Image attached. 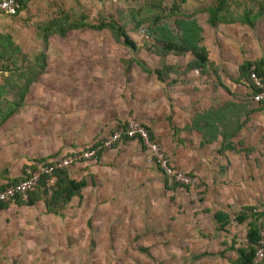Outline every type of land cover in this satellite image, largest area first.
I'll return each instance as SVG.
<instances>
[{
  "label": "rangeland",
  "instance_id": "rangeland-1",
  "mask_svg": "<svg viewBox=\"0 0 264 264\" xmlns=\"http://www.w3.org/2000/svg\"><path fill=\"white\" fill-rule=\"evenodd\" d=\"M19 1L21 9L17 15L0 16V101L17 103L0 124V181L3 178L4 183L18 178L14 167H20L22 174L28 163L63 155L66 146L73 148L69 131L73 132L79 124L69 123V115L78 117L84 113L85 121L95 110L104 113L101 119L105 126L97 121L101 138L75 143L74 150L97 142L123 123H107L115 109L113 86L110 80L108 84L98 79L111 71L117 77L121 64L126 69L145 70L146 61H156L151 69L160 68L166 79L170 77L168 72L177 76L195 68L200 72L211 69L216 94L220 80L226 86L233 82L248 87L238 67L245 61H264V0H225L219 15L221 21L212 26L207 23V8L214 7L217 0ZM243 11H248L250 24L238 19ZM98 24L103 27H89ZM110 24L118 26L135 43V48L123 45L122 37ZM182 34L190 37L194 50L205 54L206 63L194 66L191 49L178 52L163 46L166 42L186 45ZM164 58L166 64L162 62ZM157 79V84L163 80L159 76ZM186 79L176 85L164 83L162 97L167 107L141 105L128 114L129 118L149 129L144 120L147 113L159 118L167 109V117L173 112L180 117L191 110L188 119L184 118L183 130L187 132L204 106L198 104L199 100L205 103V95H212L213 88L200 84L198 94L203 99L187 95L188 102L182 105L180 90H184ZM112 80L122 84L120 79ZM24 84L26 88L19 101ZM154 87L158 90V85ZM225 88V93H230ZM135 89L140 90V85ZM123 92L127 93V86ZM73 106L81 109L73 110ZM257 118L250 124L255 128L264 122V117ZM169 125L174 129L171 142L178 140L183 151L188 148L197 152L203 146L193 138L196 149L193 148L190 136L176 139V127L171 126L172 121ZM246 127L248 134L256 132L254 127ZM130 140L122 139L119 147L115 143L104 152L110 153V157L101 163L100 156L95 163L71 162L64 169L66 176L76 181L83 179L85 185L68 201L53 195L54 188L47 191L37 185L29 197L42 196L45 214H56L62 219L68 206V230L29 231L28 236L3 231L0 246L6 251L0 252V264H193L197 251L213 247L216 238L223 235L216 231L228 230L213 225L209 210L202 208V198L196 192L197 180L192 188L177 184L160 171L137 141L132 144ZM159 147L174 169H182L175 161L189 160ZM24 151L34 154L24 155ZM88 169L90 172H85ZM217 242L222 245L221 240ZM204 261L201 264H207Z\"/></svg>",
  "mask_w": 264,
  "mask_h": 264
},
{
  "label": "crops",
  "instance_id": "crops-1",
  "mask_svg": "<svg viewBox=\"0 0 264 264\" xmlns=\"http://www.w3.org/2000/svg\"><path fill=\"white\" fill-rule=\"evenodd\" d=\"M207 58L209 59L208 56ZM166 59L167 58H164L162 60L164 64H166ZM155 62L156 61L151 63L146 61L145 64L147 67L145 66V70L131 67L126 69L123 67L125 64H121L122 66L118 69L119 74H117V77L112 76L113 71L109 72L108 76L105 74L103 77L98 76L101 82L105 81L108 83V80H110L114 91L112 108L115 109L114 112L110 113L111 115L109 114L107 119L109 121L107 123L110 121L111 125L114 122L124 123L130 119L128 114H130L134 108L141 105L144 108L147 106L153 107L155 105L157 107L160 105V108L167 107V102L162 97V90L165 89L164 83L166 82H171L176 85L181 83L180 81L182 79H188L184 82L186 83L184 90H180L182 92V105L188 102L187 95H192L200 99L201 95L198 94L200 92V84L213 88L212 95H209V97L205 95V103L200 102L198 99V104H204L205 106L201 107L202 113L199 111L200 116H195V110L192 112L196 117L192 122L199 119L198 122L201 126L204 124L205 120H210L209 118L219 115V119L216 122L210 120V122H213L210 127L213 128V132L210 131V134L206 137L208 141L204 142L203 146L199 148L200 150L196 149L194 139L201 142V133L191 128L187 129V132L183 130L184 118L188 119L187 114H190L191 110H189L187 114L185 113V115L182 114L180 117L174 116L176 114L175 112L171 113L170 117H167L169 112L167 113V109H164L166 113L161 114L159 118L153 114L148 115L147 113L144 120L149 127L151 138L156 142L158 141V145H162L168 154L174 153L179 157H189L187 162H182L180 160L175 161V165L181 167L197 180L199 186L196 192L200 194L202 198V208L209 210L212 224H217V227L228 230L216 231V233L220 232L218 234L223 235L219 237L217 234L219 239L216 238V244L209 250L197 251V257L193 264L204 263L205 259L207 264H236L241 259V253L247 252L250 246L247 240L249 223L256 224L255 214L251 211L249 212L247 208H257L264 204V122H262V119V123L256 128L250 125L251 121L258 120V116H260V118L264 117V115H262L264 114V104L253 103L250 100V89L245 83H237L234 85L233 82H231L232 86L229 85V87L226 86L228 84L220 80L222 87L219 86L220 91L218 90V93L215 94V78L213 79L214 70L210 69V71L204 70L200 72L198 70L199 68H195L189 70L187 73H180L177 76L168 72L170 77L166 79L165 76L167 75L163 76L160 68L151 69V67L155 65ZM154 70H158V74H156ZM151 71H153L154 74ZM125 76L128 78L127 80H125ZM158 76L163 78V80L162 82L159 81L160 83L157 84ZM112 79H120L121 81L119 82H122V84L119 85L117 83L118 81L115 82V80ZM228 79L230 80V78ZM204 81H206L205 84L203 83ZM136 85H140L141 89L137 91L135 89ZM155 85H158V90L155 89ZM125 86H127V93L123 92ZM224 87H226L225 89H228L230 93H225ZM193 90H196V92H192ZM158 99H160V101ZM72 109L79 110L81 106H73ZM246 111L250 113L248 123L245 117ZM82 114L84 113H79L78 117L69 115V123H76L79 125L72 130L73 132H71V130L69 131V139L73 141L74 146L73 148L66 146L64 149L65 153L74 151V149L77 148L75 147V143L81 144L85 140L98 139L102 132L97 126L98 120H100L102 127L105 126V122L101 119V115L104 113H99L98 110H95L89 114V119L87 118L85 121ZM242 114L244 115L242 116ZM120 118L126 119L121 121L119 120ZM171 121V126L174 125L177 131V136H175V138L181 140H184L188 136L192 139L194 138L191 146L195 148L197 152L195 150H193L194 152L190 151L188 148H185L186 151H183L179 144H177L178 140L176 143L171 142L172 133L174 131L173 127L170 128L169 125ZM188 124H190V122H188ZM93 125L96 126L94 129L92 127ZM247 125L250 128H255L256 132L253 135H251V133L248 134ZM211 135H214V137ZM104 137L105 135L103 138ZM121 141L122 139L118 142L117 147L121 145ZM136 141L135 139L130 140L132 144H135ZM137 142L139 143V141ZM69 144H71V142ZM24 145L23 143V146ZM140 148L142 150L144 149L141 145ZM105 151L107 150L100 151L99 163L110 157V153L106 154L104 153ZM29 152L30 151H24V153H22L24 155L34 154L33 152L27 154ZM145 152L147 153L146 150ZM13 169V172H16L15 175L19 177L21 174L19 172L20 167L18 169L14 167ZM176 169L182 170L180 168ZM85 172H90V170L88 169ZM1 180L2 182L0 181V185L5 182V179L2 178ZM22 202H26V200L15 198L3 203L4 206L0 208V236L3 231H15V233L23 232L24 236H28L29 231L68 230L67 226H69L70 223H68V218L65 217L66 215H71L69 210H67L68 206L66 208L67 213H65L61 219V216L57 218V216H55L56 214L44 213L42 196L33 198L32 204H23ZM201 218L204 217L201 216ZM237 218L241 220L237 221ZM58 219L63 220L64 223ZM8 233L11 234V232ZM217 240H221L222 245H220ZM3 251L5 252L6 249L4 246H0V252ZM262 264H264V260Z\"/></svg>",
  "mask_w": 264,
  "mask_h": 264
},
{
  "label": "built area",
  "instance_id": "built-area-1",
  "mask_svg": "<svg viewBox=\"0 0 264 264\" xmlns=\"http://www.w3.org/2000/svg\"><path fill=\"white\" fill-rule=\"evenodd\" d=\"M19 0H0V16H13L20 12ZM248 79L251 83L252 92L250 100L253 103L264 101V79L256 75L253 67L248 71ZM135 139L154 159L160 171L167 177L182 186L192 188L195 185V178L187 172L171 167L164 152L155 140L150 138L145 127L136 119H128L120 126H117L111 133L107 134L96 147L94 143L84 149L71 151L67 154L51 157L46 161L28 163L23 169L21 179L12 183H3L0 188V203H5L15 199L27 200L28 194L35 188L38 179L45 175V187L49 188L54 184L55 177L52 172L57 169L66 168L71 162L97 161V149L108 150L121 140V138ZM251 212L256 215L257 237L254 244V252L248 264H262L264 260V207L252 208Z\"/></svg>",
  "mask_w": 264,
  "mask_h": 264
},
{
  "label": "trees",
  "instance_id": "trees-1",
  "mask_svg": "<svg viewBox=\"0 0 264 264\" xmlns=\"http://www.w3.org/2000/svg\"><path fill=\"white\" fill-rule=\"evenodd\" d=\"M224 1L225 0H217V2H216L214 7L207 8V13H208L207 23L209 25L212 26V25L216 24L217 22L221 21L219 15H220L221 11L223 10ZM19 3H20V1H19ZM20 9H21V6H20ZM263 13H264V8H263ZM230 18L227 19V20H230ZM238 19L240 21L248 23V24H250L252 22L251 18H250V15L248 14V11H243V13L241 14V16L238 17ZM109 26H110V28L114 29L118 33L119 36L122 37V44L123 45H125L126 47H128L130 49H134L135 48V43L118 26H114L113 24H110ZM89 27L90 28H95V29H100V28L103 27V25H101V24L89 25ZM57 29H58V32L60 34L64 33L62 28L58 27ZM182 40L186 43V45H175L172 42H166V43H163V46H165L168 49H174V50H176L178 52L187 51L188 49L193 50L192 52H193V55L195 57L194 58V60H195L194 64H196L194 66H199L198 64H200V66H201V65H203L204 63L207 62L205 54L198 52L196 49L194 50V48L192 47V45L190 43V37L185 36V34H182ZM263 65H264L263 59H259V61L257 63L252 62V61H245L238 67L239 75H241V74L244 75L245 79H247V81H248V86H249V89H250V93L253 90L251 88V83H250V81L248 79L249 68L251 66H253V70L256 73V75L258 77H260L261 79H264V67H263ZM154 72L156 74H158V70H155ZM22 87L24 89L22 88L20 90L22 92L19 91L20 92L19 101H20V99L22 97L23 91L26 88V85L24 84V85H22ZM2 100L4 101V103H2L0 101V124L3 122V120L7 116H9V114H11V112L13 111L15 106L17 105L16 102L6 101L4 99H2ZM1 103L4 105L3 107L1 106ZM260 103L262 105V104H264V101H262ZM209 119L212 120L213 122H216L219 119V115L216 116V117H213V118H209ZM210 120H205L204 124L201 126L199 124V122H198L199 121V119H198L197 121L193 122V124L191 123V125L189 126L191 128H195L197 131H199L201 133V142H203V143L208 141V138H206V137L210 134V131L213 132V128H210L213 122L212 121L210 122ZM147 131H148L149 136H150L149 129H147ZM211 136L214 137V135H211ZM150 138H151V136H150ZM121 139H126V138L122 137ZM100 141H101V139L98 140L97 142H94L93 147H96L99 144ZM99 152H100V149H97V153H96L97 158H99ZM64 169L65 168H61V169L54 170L52 172V175L55 177V181H54V184L52 186H50L49 188L45 187V183H44V179L46 178L45 175H42L38 179L36 186L40 185V186H42V188H44L47 191H49L50 189L54 188L55 191H54L53 195L54 194H58L59 196H61V198L64 201L70 200V198L73 197L77 193V191L85 185V182H84L83 179H80V180L76 181V180L68 178L66 176V174H65ZM20 179H21V174L19 175V177L15 181H12V182H16V181H18ZM12 182H9V183H12ZM5 184H7V182ZM0 188H1V186H0ZM31 192L28 194V198H27V201H26L27 204H32L33 203L32 197L31 198L29 197ZM51 196H52V194H51ZM3 206H4V204L0 203V208H2ZM262 206L264 207V204ZM247 209H248L249 212L252 210L251 207H249ZM240 220L241 219L237 218V221H240ZM256 237H257V225L255 223H251L250 222L249 223V227L247 229V240H248V243H249L250 246H249V249H248L247 252H242L241 253V259L236 264H248V262L250 261L251 257L253 256L254 244H255Z\"/></svg>",
  "mask_w": 264,
  "mask_h": 264
},
{
  "label": "clouds",
  "instance_id": "clouds-1",
  "mask_svg": "<svg viewBox=\"0 0 264 264\" xmlns=\"http://www.w3.org/2000/svg\"><path fill=\"white\" fill-rule=\"evenodd\" d=\"M189 174V173H188ZM190 176H192L191 174H189ZM185 187V186H184ZM187 188V187H186ZM256 216V215H255ZM257 225V224H256Z\"/></svg>",
  "mask_w": 264,
  "mask_h": 264
}]
</instances>
